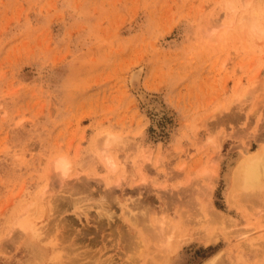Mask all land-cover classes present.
Here are the masks:
<instances>
[{
    "label": "rangeland",
    "instance_id": "rangeland-1",
    "mask_svg": "<svg viewBox=\"0 0 264 264\" xmlns=\"http://www.w3.org/2000/svg\"><path fill=\"white\" fill-rule=\"evenodd\" d=\"M261 146L264 0H0V264H264Z\"/></svg>",
    "mask_w": 264,
    "mask_h": 264
},
{
    "label": "bare ground",
    "instance_id": "bare-ground-1",
    "mask_svg": "<svg viewBox=\"0 0 264 264\" xmlns=\"http://www.w3.org/2000/svg\"><path fill=\"white\" fill-rule=\"evenodd\" d=\"M255 17V16H254ZM248 19V18H247ZM251 19V18H250ZM252 21V19H251ZM250 21V22H251ZM249 23V22H248ZM251 23H249L250 25ZM248 25V27H249ZM252 26V25H250ZM136 71V70H135ZM134 72V71H133ZM132 72V73H133ZM142 74H143V69L139 70V71H136L132 74V84L136 83V82H139L141 80V77H142ZM131 79V78H130ZM133 86V85H132ZM231 117V115L229 116ZM236 119V118H235ZM232 120V119H231ZM208 132V131H207ZM211 133V132H210ZM120 134V133H119ZM119 134H115V133H109L108 136L105 135V148H104V158L106 160V162L108 163V166L110 168H112L113 171H115L117 168H118V163L116 162V159H115V156L111 153L113 150H114V146H117V145H121L122 143H124V139L121 135ZM107 136V137H106ZM102 141V140H101ZM101 141L99 140V142L101 143ZM103 143V141H102ZM101 143L102 147H103V144ZM221 143V142H220ZM100 145V144H99ZM100 145V146H101ZM132 147V146H131ZM123 148V147H122ZM127 149V148H126ZM144 152V150H143ZM119 154V153H118ZM145 154V153H144ZM246 155H244L241 160L239 161V163L237 164V167L235 168L234 170V173H233V188L232 189H235V190H239L240 192H243V195H247L249 197H246L248 199H251L250 197H252V200L255 196L257 195H260V194H263L264 195V146H261L259 149H257L256 151L254 152H250L248 149H247V153H245ZM117 156V155H116ZM66 157V156H65ZM64 156L58 160V162H55L57 163V166H56V171H59V175L58 177L62 178L63 180L66 179V177L68 176L69 174V171H70V162L65 158ZM118 157V156H117ZM119 158V157H118ZM57 160V159H56ZM218 162V160H217ZM216 169V168H214ZM214 171V170H213ZM55 172V171H54ZM134 174V173H133ZM61 175V176H60ZM81 176V175H80ZM126 176V175H125ZM135 176V175H134ZM54 177V176H53ZM52 177V179H53ZM55 179V177H54ZM79 179V178H78ZM82 179V178H81ZM86 179H84L85 181ZM79 181V180H77ZM87 181V180H86ZM124 181V180H122ZM89 182V181H88ZM109 182L108 180H105V183L106 185H109ZM119 182H121V179H119ZM118 182V183H119ZM117 183V184H118ZM80 185V184H79ZM78 185V186H79ZM89 185V184H88ZM119 185H122V184H118ZM86 184H81V186H79L81 189L78 188V190H81V193H84V191H86ZM75 189V186L73 187ZM89 189V188H88ZM83 191V192H82ZM233 191V190H232ZM76 192V191H75ZM111 192V190L109 191ZM45 193V191H44ZM111 194V193H110ZM110 194H107L108 196H111ZM44 196V194H42ZM42 196V197H43ZM114 196V195H113ZM102 197V196H101ZM115 197V196H114ZM243 197V196H242ZM245 197V196H244ZM45 198V197H44ZM106 198H111V197H106ZM259 198V197H258ZM263 198V197H262ZM40 199V198H39ZM64 199V198H63ZM46 199H44L45 201ZM59 200V199H58ZM103 200V199H102ZM258 200L257 202H262V199H256ZM255 200V201H256ZM101 201V199H100ZM104 201V200H103ZM106 201V200H105ZM108 201V199H107ZM114 202V200H113ZM231 202V201H230ZM37 203V202H36ZM118 203V202H117ZM40 204H42L40 202ZM45 204V202H44ZM42 204V205H44ZM61 204V203H60ZM113 204V203H112ZM68 205V204H67ZM110 205V204H108ZM115 205V204H114ZM208 205V204H207ZM32 206V204H31ZM45 206V205H44ZM100 206L102 207H105V203H101ZM33 207H34V204H33ZM55 207V206H54ZM53 207V209H54ZM29 208V207H28ZM46 208V207H45ZM48 208V207H47ZM106 208V207H105ZM104 208V209H105ZM103 209V210H104ZM109 209V208H108ZM111 209V208H110ZM44 210V209H43ZM211 210V209H209ZM215 209L212 210V212L214 211ZM46 212V211H45ZM99 212V211H98ZM102 211L99 212V215L101 214ZM110 212V211H109ZM211 212V211H209ZM28 213V211H27ZM29 214H30V211H29ZM26 215L24 217H21L22 220H18L19 223V227L21 228V231L23 232V234H26V235H30V237L32 238L33 241H36V240H40V235L41 237L42 234H40L39 230L36 228V226H34L32 223H31V220H29L28 217H31ZM209 214H215V215H220L216 210L213 212V213H209ZM105 215V214H104ZM111 213L108 215V220L110 222V220H112V215ZM115 215V214H114ZM222 215V214H221ZM102 216V214H101ZM99 216V217H101ZM107 216V215H106ZM98 217V216H97ZM132 217V216H131ZM27 218V219H26ZM135 219L137 217H134ZM215 218V217H214ZM101 219H103L101 217ZM131 219V218H129ZM133 219V218H132ZM131 219V221H132ZM226 219H227V216H226ZM134 220V219H133ZM138 219H136L134 221L135 222H138L137 221ZM101 221V220H100ZM130 221V222H131ZM141 222V220H139ZM143 221V220H142ZM146 221V220H145ZM139 222V223H140ZM133 223V222H132ZM232 223H234L232 221ZM231 223V225H233ZM111 224V223H110ZM136 224V223H135ZM162 225V229H163V225H166L164 221H161L160 223ZM235 224V223H234ZM98 228V227H97ZM102 230V229H101ZM99 231V230H98ZM205 235V234H204ZM186 237V236H185ZM196 238V237H195ZM214 238V237H213ZM183 241V240H181ZM42 242V241H41ZM178 242V240H177ZM176 242V244H177ZM181 243V242H180ZM58 244V243H57ZM50 246V245H49ZM56 246V245H55ZM55 246L53 245V253L51 254L52 258L51 259H56L57 255L56 253L54 254V252L56 250ZM178 246V245H177ZM163 247V246H162ZM49 248V247H48ZM65 248V247H64ZM55 249V250H54ZM163 249V248H162ZM59 251V250H58ZM162 251V250H161ZM167 252V251H166ZM50 259V260H51ZM162 259V258H161ZM160 259V260H161ZM168 259V258H167ZM58 264V263H57Z\"/></svg>",
    "mask_w": 264,
    "mask_h": 264
}]
</instances>
